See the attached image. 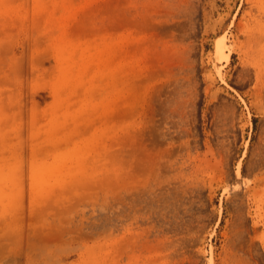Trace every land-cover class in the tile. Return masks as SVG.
I'll return each instance as SVG.
<instances>
[{"label":"rangeland","instance_id":"obj_1","mask_svg":"<svg viewBox=\"0 0 264 264\" xmlns=\"http://www.w3.org/2000/svg\"><path fill=\"white\" fill-rule=\"evenodd\" d=\"M209 261L264 264V0H0V264Z\"/></svg>","mask_w":264,"mask_h":264},{"label":"bare ground","instance_id":"obj_2","mask_svg":"<svg viewBox=\"0 0 264 264\" xmlns=\"http://www.w3.org/2000/svg\"><path fill=\"white\" fill-rule=\"evenodd\" d=\"M220 39L221 40L217 39L218 41L216 40L215 45H214L215 51L217 53L216 55H217L218 58L221 57V56H223L224 57L223 58L224 60H228V54H223V51L226 48V42L224 41L223 37L220 38ZM235 173H236V175H238L240 173V166H239V164L236 165V171H235ZM209 264H212L211 261H209Z\"/></svg>","mask_w":264,"mask_h":264}]
</instances>
